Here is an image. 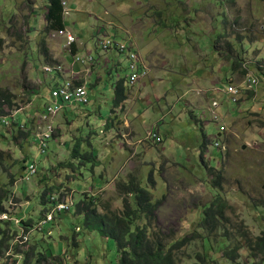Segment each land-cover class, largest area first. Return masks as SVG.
<instances>
[{"label": "rangeland", "instance_id": "1", "mask_svg": "<svg viewBox=\"0 0 264 264\" xmlns=\"http://www.w3.org/2000/svg\"><path fill=\"white\" fill-rule=\"evenodd\" d=\"M63 2L75 52L47 30L50 0H0V103L1 96L11 101L3 100L0 116V199L14 224L0 225L13 237L0 264H23L40 244L41 253H53L43 264H114L115 242L87 229L75 207L53 223L39 222L53 197L75 205L95 199L99 215H120L125 199L135 209L125 194L130 181L161 201L150 229L167 243L194 238L176 252L177 264H264L257 242L264 238V0ZM105 39L131 46L148 70L118 106L115 87L122 79L129 87V71L124 55L105 60ZM89 51L96 65H77L89 79L91 102L54 120L56 141L42 155L35 145L41 113L74 54ZM227 56L239 63L236 70ZM58 66L60 73H46ZM250 75L260 77L259 87L230 102L224 86H244ZM9 116L25 131L5 124ZM151 132L161 142L147 138ZM33 165L35 177L24 170ZM217 198L226 208L212 227L204 213ZM23 219L28 233L17 227Z\"/></svg>", "mask_w": 264, "mask_h": 264}, {"label": "trees", "instance_id": "2", "mask_svg": "<svg viewBox=\"0 0 264 264\" xmlns=\"http://www.w3.org/2000/svg\"><path fill=\"white\" fill-rule=\"evenodd\" d=\"M47 22V30L50 32H57L66 29L65 8L62 0H50ZM49 52L50 50L45 47L44 54L48 60H51V54ZM226 60L231 63L233 71L236 70L237 66H239L236 59H232L227 56ZM125 90L124 81H119L115 87V106L120 105L125 100ZM1 100L0 116L5 114L4 103L6 102L8 105L11 104L9 97L1 96ZM3 100H5V102ZM77 150L78 148L75 149L74 157H79ZM125 189V194L134 198L135 209H132L128 200L125 199L123 201L122 212L120 215L108 213L99 215L96 208L97 202L95 199H91L90 202L85 201L78 205H74L73 207L76 208L75 215L84 218V226L87 229L98 230L103 237L109 238L115 242L117 248V258L114 264H177L175 256L176 252L190 244L194 238L192 236H187L183 239L174 241L173 243H167L166 238L164 239L159 230L152 227L150 229L151 223H154L157 219L155 213L158 211L161 201L152 202L150 193L146 189L136 184L134 185L132 181L129 182L127 188ZM48 200L49 210L41 219L39 224L53 223L54 219L64 216L65 214H70L73 209L72 207L70 211L56 215L53 221L47 222L49 211L53 208V206L57 205V202L52 201L51 198ZM41 203V206L46 204L44 199H42ZM225 208L226 203H224L222 199L217 198L205 209L203 219L204 224L214 227V221H217L218 218H224L223 214ZM0 214L1 216L7 215L4 210L2 199H0ZM141 218L146 221V223L140 227L136 223L140 221ZM0 221L1 226L3 223L6 225H14L8 220ZM29 223H26L23 219L21 224L17 227L25 229L26 233H28L31 229V224ZM18 231V229H14L15 235ZM5 232L0 230V257H3L9 250L11 246L10 240L13 238L9 237V232ZM257 242L258 247L264 252V238L257 239ZM43 246L44 245L41 246L40 244L39 248H33L30 251H27L23 256V264H43V262L51 259V257H53V253L49 249L46 251L45 255L41 253ZM75 246L77 247L76 244ZM248 247H251L252 249L254 248L253 246ZM233 253L237 252L233 251ZM233 256L235 255L227 253V259L233 260Z\"/></svg>", "mask_w": 264, "mask_h": 264}, {"label": "built area", "instance_id": "3", "mask_svg": "<svg viewBox=\"0 0 264 264\" xmlns=\"http://www.w3.org/2000/svg\"><path fill=\"white\" fill-rule=\"evenodd\" d=\"M66 5V3H64ZM60 37H63L67 40L68 45L71 46L74 44L77 39L75 35L69 30H62L58 32ZM100 47L102 51L107 54L108 52L115 50L118 55H124V59L127 62V70L129 75L127 77V84L129 89L134 88L138 83L142 82L148 76L147 67L141 63L136 51L126 43H117L111 39H105L100 41ZM75 62L78 64H87L95 66V58L92 54L86 56L77 55L75 57ZM58 71H62V68L58 66ZM47 74L55 73V70L48 68L46 70ZM79 78L74 79H60L56 83L55 88L52 89V97L50 100V105L46 108L45 114L42 116L43 121H50L51 118L59 116L66 107H73L78 105H89L91 102L90 90L88 88L89 79L87 77H81L80 74L74 73ZM82 78V83L78 84L76 80ZM247 86H235L229 84L226 88L225 93L229 96L230 100L234 103H237L242 96L244 90H255L260 82L258 77L249 76ZM224 130V128H222ZM53 135L52 127L49 128V132L45 135L39 137L41 140V150L45 151L47 147V140H49ZM155 137V135H153ZM159 141V139H157ZM30 176L36 175L35 167L29 169ZM52 201L57 202L56 206L49 211L47 222L53 221L56 215H60L63 212H68L74 206L72 199L60 201L59 198H53ZM2 221L8 220L7 215L1 216ZM17 223H19L17 221ZM45 224L41 223L40 225ZM9 258V256H7Z\"/></svg>", "mask_w": 264, "mask_h": 264}, {"label": "clouds", "instance_id": "4", "mask_svg": "<svg viewBox=\"0 0 264 264\" xmlns=\"http://www.w3.org/2000/svg\"><path fill=\"white\" fill-rule=\"evenodd\" d=\"M63 1V0H62ZM64 3L65 2H63V6H64V8H65V17H66V6L64 5ZM65 22H66V19H65ZM65 30H68L67 29V25H66V29ZM62 31V30H61ZM58 32H60V31H57L56 32V36L57 37H60L59 35H57L58 34ZM73 33V32H72ZM63 38V37H62ZM76 39H77V37H76ZM66 42H67V40H66ZM68 43V42H67ZM78 43V39H77V41L74 43V44H72L71 45V47H72V50L71 51H74L75 52V48H76V44ZM69 46V45H68ZM109 53H115L116 55L118 54L115 50H112V51H110V52H108L107 54H105V56H106V58H105V60L106 59H109V56H108V54ZM90 54H93V53H90ZM89 54V55H90ZM77 55H80L81 56V54H74V60H75V57L77 56ZM111 60V59H110ZM68 61V60H67ZM95 61H96V59H95ZM125 62H126V60H124ZM76 63V62H75ZM73 64L74 66L75 65H77L78 63H76V64ZM108 63H110V61H108ZM127 63V62H126ZM95 65H96V63H95ZM54 70H55V73H52V74H48V75H56L57 73H60V71H58V67H55V68H53ZM246 69H247V67H246ZM118 71H119V69H118ZM119 73H120V71H119ZM119 73L117 72V75H119ZM73 75H74V72H73ZM65 76V74H63V75H61L60 76V78H59V81H60V79H64V80H68V79H66V78H63ZM250 76H256V77H258V79H259V82H260V77L259 76H257V75H250ZM148 77V76H147ZM249 78V77H248ZM248 78H246L247 80H248ZM69 79H71V78H69ZM146 79V78H145ZM123 81H124V79H122ZM144 81V80H143ZM142 81V82H143ZM79 84V83H78ZM229 84H232V85H235V84H233V83H227L225 86H224V94L225 95H227L226 93H225V91H226V88H227V86L229 85ZM260 85V84H259ZM236 86V85H235ZM239 86H241V85H239ZM247 86V84L246 85H244V86H241V87H246ZM259 87V86H258ZM257 87V88H258ZM55 88V87H54ZM256 88V89H257ZM125 89H129V88H127L126 87V85H125ZM256 89L255 90H244L243 91V93H245L246 91H256ZM91 92V91H90ZM242 93V94H243ZM227 97H228V99L230 100V98H229V96L227 95ZM242 97V96H241ZM241 97H240V99H241ZM240 101V100H239ZM239 101L237 102V103H234V104H238L239 103ZM124 102V101H123ZM230 102H232L231 100H230ZM50 105V101H49V103H48V105L44 108V111H43V113H41V117H40V120L37 122V125H38V128H39V130H40V133H39V135H37L36 136V138H35V145L39 148V151L40 152H42L41 154L42 155H44L45 153H46V151L48 150V142L49 141H52V140H55L54 139V135H55V130H56V128L54 127V120L55 119H57L63 112H65L67 109L66 108H68V107H66L65 108V110L59 115V116H57V117H54V118H51L50 119V121H43L42 120V116L45 114V112H46V108H48V106ZM71 109V108H70ZM16 117L17 116H12V117H10L9 116V120H7L6 122H5V124H9V125H14L15 123L17 124V125H19L18 124V121L16 122ZM4 118V117H3ZM14 120V123L12 124L11 122H10V120ZM4 124V126L6 127V125ZM19 128H20V130H22V131H25V129H26V127L25 126H18ZM50 127H52V129H53V135H52V137L49 139V140H47V147H46V150L45 151H43V150H41V140L39 139V137L40 136H42V135H45V134H47L48 132H49V128ZM224 128V127H223ZM224 130H225V128H224ZM224 130H222V128H221V131H224ZM153 135H155V137H153ZM147 138H149V139H152L153 140V142L154 143H158V142H161V140H160V138H158L157 137V135L156 134H154V133H149L148 134V137ZM157 139H159V141L157 140ZM56 141V140H55ZM31 167H35V165H33V166H31ZM30 167V168H31ZM30 168H26L25 167V169L24 170H26V172H28L29 173V169ZM35 170H36V175H37V168L35 167ZM29 175H30V173H29ZM36 175H34V176H31V177H35ZM53 198H56V197H53ZM53 198H51V199H53ZM59 200H60V197H59ZM61 201V200H60ZM74 205H75V203H74Z\"/></svg>", "mask_w": 264, "mask_h": 264}, {"label": "crops", "instance_id": "5", "mask_svg": "<svg viewBox=\"0 0 264 264\" xmlns=\"http://www.w3.org/2000/svg\"><path fill=\"white\" fill-rule=\"evenodd\" d=\"M90 53H92L91 51H89V54ZM112 54H114L115 56H117L115 53H112ZM111 59V58H110ZM64 60V62L66 63V65L67 66H69L70 67V64L68 63V61H67V59L66 58H64L63 59ZM105 61V60H104ZM103 61V62H104ZM103 62L102 63H98V69H99V71L101 72V70L102 71H104V65H103ZM74 65H71V69H70V71H69V69H68V73L67 74H65V76L63 77V78H66V79H69V78H71V75L69 74V73H71V74H73V71H72V69H74V73H77V74H79V73H82V71H83V69H81V68H79L78 69V65H77V70L73 67ZM116 69H117V67H116ZM118 70V69H117ZM82 77H84V74H82ZM81 80H83L82 78H81ZM128 90H130V89H128ZM125 93H127L126 91H125ZM125 101V100H124ZM67 112H69V111H74L73 109H68V110H66ZM65 118H66V116H65ZM108 168H106L105 170H107Z\"/></svg>", "mask_w": 264, "mask_h": 264}]
</instances>
